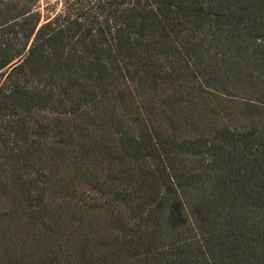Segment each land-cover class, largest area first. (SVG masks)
Returning a JSON list of instances; mask_svg holds the SVG:
<instances>
[{
	"label": "trees",
	"instance_id": "trees-1",
	"mask_svg": "<svg viewBox=\"0 0 264 264\" xmlns=\"http://www.w3.org/2000/svg\"><path fill=\"white\" fill-rule=\"evenodd\" d=\"M71 2L41 20L0 0V188L9 170L32 217L46 205L21 171L49 131L34 111L159 98L163 125L144 101L136 125L114 123L112 159L141 163L113 196L125 264H264V0ZM237 90L239 123L204 97Z\"/></svg>",
	"mask_w": 264,
	"mask_h": 264
},
{
	"label": "rangeland",
	"instance_id": "rangeland-1",
	"mask_svg": "<svg viewBox=\"0 0 264 264\" xmlns=\"http://www.w3.org/2000/svg\"><path fill=\"white\" fill-rule=\"evenodd\" d=\"M71 1L12 0L15 4L19 2L18 5L32 6L41 13V20L62 12ZM237 91L228 100L207 94L204 97L217 106L222 120L239 123L237 115L246 94ZM152 100L154 103L144 101V97L127 101L108 97L73 115L48 110L32 113L49 131L39 141V156L21 171L26 180L32 178L39 185L45 181L46 205L32 217L23 194L14 191L15 178L9 170L2 174L1 181L7 187L0 188V264H19L18 261L21 264H58L59 261L109 264L111 259L113 264H125L131 261L130 254L117 248L113 218L126 217L127 212L113 196L114 190L126 183V168H137L141 163L112 159L111 149L117 148L118 143L114 123L136 125L133 117L144 101L150 113L147 118L163 125L159 98L152 97ZM211 117L204 113L201 128L204 119Z\"/></svg>",
	"mask_w": 264,
	"mask_h": 264
}]
</instances>
